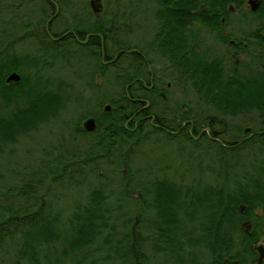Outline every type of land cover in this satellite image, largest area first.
Returning a JSON list of instances; mask_svg holds the SVG:
<instances>
[{
    "label": "rangeland",
    "instance_id": "374dc122",
    "mask_svg": "<svg viewBox=\"0 0 264 264\" xmlns=\"http://www.w3.org/2000/svg\"><path fill=\"white\" fill-rule=\"evenodd\" d=\"M19 1L0 0V63L4 64V62L11 60L12 53L21 54L23 62H26L23 67L25 73L23 76L25 75L27 78L28 84L34 85L37 88H44L46 92L51 93L52 96L48 97H51V102H54L56 105L51 109L53 110L52 114H45V117H40L41 119L33 127L25 131L14 132L5 143L0 142V220L6 218L9 213L11 214V211L18 209L32 211L43 203V210L37 222L32 223L33 227L30 223H26L22 226V229H15L12 237L0 238V264H14L15 258L13 259V256L17 252L18 245H23L26 238L33 240V236L42 230L38 228H44L43 225L53 235H58L59 241L51 244V246L45 244L40 246L39 255L37 256L42 261L41 264H91V260H97L98 264H105L103 263L105 261H103L102 256L106 252L103 250L96 251L95 249L108 236V229L107 231L105 229L103 233L98 235L94 243L90 246L86 245L83 250L76 254L69 253L70 255H66L63 251V243L69 237L66 232L71 231L70 219L73 216V211L77 206L83 205L84 201L88 200L90 189L101 184L110 193L109 196L112 197L109 205L113 206L115 203L118 205L117 209L119 210L110 215L109 222L115 225L119 238L131 233L134 225L136 228L133 230H135L139 238L144 237L145 239L151 233L158 232L159 229H157V222L155 217H153L152 211L146 216L143 215L141 212L143 209L142 207L139 208L140 206L138 205L141 200L139 199V203L136 202L137 200L131 201L124 194L122 188H120V182L116 178L117 174L115 170L121 171L123 176L122 182H124L126 179L124 177L128 175L130 167H132V173L135 176L136 170H139L138 177L147 186L152 187L159 184L158 186L161 187V190L167 191L170 196L175 198L181 197V193L188 195L191 201L190 203L185 202L182 205L183 208L179 211L178 215L182 217L185 210H187L191 218L187 220L186 229H194L195 222L193 218L195 216L198 219L201 211L207 206L202 199L210 196L209 185L215 179L214 174L204 173L203 170L204 168L206 169L205 165H210V169L218 171L217 148L207 146L205 151L196 152L188 144L167 140L162 133H157L158 136H154L156 135L154 134L151 140L144 138L139 141H135L136 137L133 139L123 137V139L112 138V142L109 143L107 140L109 138L106 137L103 147L101 146L96 152L94 149H90L88 143L80 144L78 140L82 138H79L78 129H81L82 122L86 118L87 113L92 112L98 117L99 127L97 126L96 132L93 133L97 139L104 137L102 128L107 123H113V129L121 126L120 124L130 125L129 122L131 121L124 118L122 110L107 111L105 108L103 109L108 103L117 106L118 99H124V96L120 97L116 94L120 85L121 87L125 86L124 81L122 78V80H115V75L118 71L115 70L114 66L110 67V72H112L114 80L117 82H113L114 85L105 88L104 92L102 90L92 92L95 85L101 86L104 81L105 74L101 75L100 78L96 76V73L101 69L99 62L100 53H97L96 60L93 56L88 59L82 54L75 53V48H72L71 52L65 53L61 52L59 48L50 46L46 40L44 44V40L42 39L44 36L38 27H42L41 23L46 24L48 22L49 29L54 33H58L61 30L62 23L60 17L63 15L58 16L60 14L58 13L57 17L55 16V18L53 17L49 21L48 19L54 12H52L53 10H48L46 11L47 14H43V16L41 14L39 18L32 19L31 17H37V12H39L42 4V0H33L32 2H24L21 10L27 17H24L22 21V19L14 17L19 12L17 9ZM129 1L103 0L105 4L104 12L98 14V16L101 15L99 19H94V10L90 6V0H75L78 4V11L79 13L81 12L83 19L79 26L83 30H86L90 26L92 27L93 23H106L111 13L113 16L116 14L117 17H122L120 21L119 19L118 21H114L113 17L111 19L113 27L117 24V39L127 44V48L135 46L136 48H143L142 38L144 36L141 34H146L148 29L147 32L142 29L141 33L138 25H146L147 28H150L153 26L152 19L150 15H147L148 17L143 15L142 19L140 18L141 15L137 14L134 20L135 32L132 30L130 33H126L124 24L125 22L126 24L129 23L127 14V8L130 5ZM133 1L136 0H132L131 2ZM39 21L41 22L40 25ZM192 26L194 28V36H192L193 46H198V42L204 37L205 31L202 25L198 23H194ZM113 36L110 47L111 51H113L112 54L115 55L119 47L113 41ZM186 37L191 38L190 35ZM197 46L193 47V53L194 49L202 52V47ZM180 53L182 52H167L168 56L172 59L177 58ZM183 54L185 55L184 52ZM34 57H37L38 61L33 64L36 60ZM153 58H159V55L153 56ZM93 62L96 64L94 65ZM72 64H75L73 72H76V74L71 72ZM160 64L161 61L157 59L154 67L156 69H163L164 67L160 66ZM79 68L80 70L77 71ZM184 69L183 78L185 83L183 84L174 80L172 81L169 76L165 78V81L170 80L172 82L168 90L169 100L166 103L172 107L175 118L180 117L181 113H185L180 120L184 118L185 125L192 121L196 124L194 125L195 130L199 131L204 129V127L207 131L212 128L221 130L222 126L225 125L228 128V132L221 133V138L228 142L231 140L238 141L251 132L260 129L264 130V115L257 117L253 114L223 115L220 112L217 113L218 105L224 104L225 101L219 97L216 99L209 92L208 94L207 92H199L196 89L198 88L197 84L192 77V65L189 64ZM258 69H260L259 66ZM91 70L92 76L89 79L91 87L88 86L86 88L81 86ZM165 70L169 72L168 69ZM15 71L18 70L15 69ZM173 74L178 79L181 76L180 73L177 75L173 72ZM3 81L6 85L16 84H7L4 77ZM71 83L72 86L69 85ZM68 85L69 87H67ZM102 92L103 94L107 92V94L104 95L103 99L97 100L95 96L100 94L102 96ZM90 93L94 94L91 99H89L88 95ZM79 99H82V101ZM15 105L16 103H12L11 106L5 108L3 101L0 99V113L9 114L14 110ZM126 105L124 113H133V106ZM159 109L160 107L157 106L155 111ZM212 117L218 120V122H214L208 126L209 121L207 119ZM185 119L187 120L185 121ZM132 121L131 127L138 123V119L136 118H133ZM175 121L168 120L167 122L173 124ZM248 126L250 127L249 131L246 130ZM175 128L177 129L176 126ZM254 139L258 140V137ZM255 145L258 147L257 149L262 148L258 144ZM251 151L255 152L253 149ZM107 152L111 153L112 158L109 159L104 155L101 159H98L100 160L98 162L97 154H105ZM245 152L240 151L233 157L236 160L242 161L246 166L250 165L251 162L256 165L254 161L257 160L255 158L256 155L254 154L253 157L250 152ZM255 153L257 154V152ZM127 158H131L130 167H126L122 161H125ZM200 164L204 165L203 169L200 168ZM63 167L70 168L69 170L75 173L78 179L75 181L68 178L54 179L55 174ZM125 167L126 171L124 173ZM76 169L77 171H74ZM28 181L33 183V185H28V188L30 191L34 190V193L28 192V195H23L16 190L18 186L26 184ZM134 191L132 196L139 197V190ZM199 200L200 205L194 206ZM257 211L258 214H261L259 209ZM257 219L263 222L264 215H259ZM10 226L13 228V225ZM22 230H25V232ZM145 252V256L149 257L148 261H150V264H155L162 259V254L160 252L155 253L152 248H145ZM21 264L38 263L23 261ZM118 264L122 263L119 262Z\"/></svg>",
    "mask_w": 264,
    "mask_h": 264
},
{
    "label": "trees",
    "instance_id": "16d2710c",
    "mask_svg": "<svg viewBox=\"0 0 264 264\" xmlns=\"http://www.w3.org/2000/svg\"><path fill=\"white\" fill-rule=\"evenodd\" d=\"M44 2L47 3L49 11L53 10L54 12L55 2L61 9L64 5L72 2V0H45ZM45 14H47V12H45ZM198 14L199 13L194 12L192 15L194 20L197 19ZM113 18L114 21H118V19L120 21L122 17H117L115 14ZM81 21H83V19ZM116 25L117 24H115L112 29L114 31L113 41L119 47L117 49V51H119L126 49L128 45L122 40L117 39ZM101 26H103V24L100 22L93 23L92 27L90 26L81 32L83 35L89 30L100 32ZM96 39V43H98L99 38L97 37ZM45 40L50 46L58 48V43H56L57 41H54L48 33H45ZM180 42L181 39L178 38V43L181 45ZM179 47L181 49L184 48V46ZM20 55L21 54L19 53H12L10 57L11 60H9L10 62H4V64L0 63V99L3 101L5 108L11 106L12 103H16L14 110L9 114L0 113L1 143H5L12 133L17 131H25L28 128L33 127L36 125L37 121L41 119L40 117H45V114H52L53 110L51 109L56 105L54 102H51L52 98L48 97L52 96L51 93L46 92L44 88L41 89L34 87V85L28 84L27 78L25 75L23 76V74H25L23 67L25 66L26 62H23L22 56ZM115 55L116 57L115 61H113V66L115 67V70L118 71V73L115 75V80L123 79L124 84H126L140 75V66L137 61L138 57H140L138 52L119 51L116 52ZM34 58L36 60L33 62V64L38 61L37 57ZM6 65H8L7 68H5ZM260 66H264V62H262ZM14 68L22 74V80L13 85L4 84L3 77H5ZM257 73L258 76L256 82L252 83V81L247 78V80L242 82H233L230 87L222 88V86L219 84L220 73L218 68L214 65L207 68L202 52L194 49L192 77L197 84L196 86L198 88L196 89L201 93L207 92L208 94L209 92L210 95H213V97H216V99L218 97L238 98L241 96H255L258 98L264 97V69H258ZM207 83H209L208 86ZM241 86L245 87L243 88ZM122 87L120 85L116 94L120 97L124 96V98L127 99V94L125 93L126 88ZM118 100L122 99L119 98ZM125 107H127L126 104L124 105V109H126ZM136 107L137 105L133 106L134 109ZM249 107H252V105L227 103L225 101L224 104L218 105L217 113L220 112L223 115H239L241 113L243 114L248 112L250 109ZM256 108L259 116H263L264 104H256ZM115 110L120 111L119 105H117V109ZM120 118L122 119V117ZM182 121H184V118L173 123V125L180 130L177 132V134H162H164L165 138L169 141H179L188 145L192 144L194 146H198L199 142L193 139L191 133L188 132L190 122H188L187 125H183ZM207 121H209L208 123L210 125L214 122H218V120L213 117L207 119ZM120 125L121 126L116 127V129L114 128L113 134L111 135L113 139H123V137L126 139H133L136 137L135 141H139L142 139L141 136L145 135L147 139L151 140V137L154 134H156L154 136H158L157 133H161L159 131L160 128L155 127L149 121L145 124H142V122L138 123V126L134 131L130 128L132 125ZM222 127L223 128L219 131L222 133L228 132V128L225 125ZM262 134L263 133L258 135V140H251L250 138H241L238 141L231 140L229 142L224 140L225 144L210 138V144L213 146L219 145L221 149L220 151L219 147L217 146V151L219 150L221 157L219 169L218 171L216 169H211V171L215 173L219 172L221 175L224 173L225 184L222 185L221 188V186L218 187L217 185L210 183V196H207L206 199H202L203 202L207 204V206L204 207L203 211H201V215L198 219H196L194 216L193 220L195 225L193 226L194 229L192 230L186 229L187 220H190L191 218L189 217V212L185 210L182 217L178 215L179 211L183 208L182 205H184L185 202L190 203L191 199L188 195L181 193V197L178 196L175 198L170 196L167 191L161 190V187L158 186L159 184L152 186L154 188L147 186L146 183L139 179V170H136V176L132 173L133 170L132 167H130L131 158H129L130 160L128 158L125 161L122 160L126 167H130L128 175L124 177L126 178L124 182H122L123 176L121 171L114 169L117 174L116 178L120 182V188H122L124 194H126V196H128L131 201H139L138 197L136 198L132 196L134 190L138 191L142 189L146 192V197H144L146 211H148V213L152 211L153 217H155L157 222V229H159L158 232H153L149 236L145 237L148 247L152 248L154 252H160L162 254L161 261H157L155 264H204V257L206 254L203 252L200 254L201 250H203L200 248V246H202V243L206 241V237L204 236V233H202V229H204L206 225H224L226 227V235H232L234 230H236V226H238L237 224H239V203L247 204L248 208H253L256 205H264V134ZM228 144L235 146L229 147ZM255 144L262 146L261 149L256 150L257 154L251 151V146L253 147ZM245 146H249V148H244ZM240 151L250 152L252 156L255 154V158L257 160L254 161L256 165L251 162L250 165L246 166V164L242 163V161L236 160V158L233 156L237 155V153ZM110 154L111 153L109 152L105 154L98 153L97 161L100 162L98 159H101L104 155H106V157L109 159L112 158ZM118 162L122 163L120 161ZM69 169L70 168L68 167H63L58 173L55 174L54 179L59 180L68 178L73 181L78 179L77 175L72 173V171ZM74 171H77V169ZM28 185H33V183L28 181L26 184L18 186L16 190L23 195H28V192L34 193V190L30 191ZM89 194L90 196L88 200L86 202L84 201L83 205L77 206L73 211V216L70 219L71 231L66 232L69 237L65 239V242L63 243L64 254L68 255L69 253L76 254L80 252L86 247V245L90 246L92 243H94L97 236L103 233L105 229L106 231L108 229V236L104 241H102L103 243L95 249L96 251L103 250L106 252V254L102 256L103 261H105L103 263L113 264L115 262L114 264H118L120 262L122 264H142L139 259L140 249L138 244L140 238L137 236L135 230L131 229V233L119 238L117 236L118 231H116L115 225L109 222L110 215L116 210H119L117 209L118 205H116V203L113 206L109 205L112 200V197L109 196L110 193L106 191L104 186L101 184L90 189ZM40 201H42V199H40ZM42 204L43 203H41L36 209L32 211L27 209H24V211L21 209L11 211V214L9 213L6 218L0 220V238L2 237V239H5L12 237L14 230L22 229V226L26 223H30V225L33 227L32 223L37 222L39 215L43 210ZM196 205H200V200L194 206ZM258 223L262 222L258 221L257 224ZM10 225H13V228ZM43 227L44 228H38L42 229L41 232L35 235L33 234V240L26 238L23 242V245H18L19 247L17 252L13 256V259L15 258L14 264H21L23 261L32 263L36 262L38 264L42 263L39 256H37L39 255L40 246L44 244L51 246V244H55L59 241L58 235H53V233H51L48 228H45L44 225ZM198 228L200 229L198 230ZM22 231L25 232V230ZM191 231H194V234ZM189 234L193 235L192 238L194 247H192V250L187 247L188 241L189 243L191 241ZM224 240H234V238L226 236ZM122 243L125 245L122 246ZM127 245L132 248V250H130L131 252L129 253L127 252L129 250L125 249ZM148 260L149 257L146 256L145 264H150V261ZM90 263L98 264L97 260H91Z\"/></svg>",
    "mask_w": 264,
    "mask_h": 264
},
{
    "label": "flooded vegetation",
    "instance_id": "af4514ba",
    "mask_svg": "<svg viewBox=\"0 0 264 264\" xmlns=\"http://www.w3.org/2000/svg\"><path fill=\"white\" fill-rule=\"evenodd\" d=\"M33 0H20L17 9L19 12L16 13L15 18H20L22 21L24 17H27L22 13L21 8L24 5V2H32ZM42 0L41 8L37 17H31L32 19L39 18V15H45V12L48 11V5ZM129 1V0H127ZM132 1V0H131ZM129 1V6L127 10L128 14V24L125 22V32L130 33L132 30L135 32L134 20L137 14H140L143 19V15L152 19V27L147 28L145 25H138L142 33V29L147 32L142 33L144 36L142 48L130 47L122 49L119 51L126 52H138L140 57H138V63L140 66V75L135 77L132 81L127 82L124 86L126 88L127 99L124 98L119 100L117 103L119 109L122 110V114L126 120H129L130 125H132L133 118L138 119V123L142 124L147 123L148 121L155 127L160 128L161 133H170L177 134L180 130L175 128V126L169 122L173 120H180L183 114L178 118H175L174 113L172 112V107L167 105L169 100L168 90L171 87L172 82L166 80L165 78L171 77L172 81L178 82L180 84L185 83L183 78L184 68L187 65L193 62V24L198 23L202 25L203 30L205 31L204 37L201 41L198 42L197 47H202V54L205 59V64L207 68L215 66L218 68L220 75L219 84L222 88L230 87L233 82H239L247 80V78L253 82H256L258 76V66L264 69V66H260L264 62V0H181V1H171V0H136L131 2ZM34 3V2H33ZM156 4V6H155ZM67 5L63 6L61 9L57 3H55V11L52 13L50 18L51 21L53 17L59 14L62 20L61 30L58 33L52 32L49 28V23H41L42 27H38L43 34L44 44H45V33H48L50 37L57 41L58 48L61 52H71L72 48H75V53L82 54L86 58L90 59L91 56L95 58L97 53L100 55V71L96 73L97 78H100L101 75L105 74L103 85H95L92 92L96 90L105 91V88H108L114 85L113 82L114 76L110 72V67H113L116 55H113L110 47L112 45V36L114 31L113 24L111 19L113 14L111 13L109 19L106 23H101L100 32L89 30L85 32L84 35L81 32L83 29L79 26L82 15L79 13L77 2H69ZM105 4L103 2V9L99 12H94V19H99L101 15L99 13L104 12ZM47 9V10H46ZM53 12V11H52ZM194 12L199 13L197 19L194 20ZM45 32V33H44ZM187 33V35H186ZM190 35L191 38L186 36ZM99 38L97 42L96 38ZM178 38L181 39V45L178 43ZM185 38V39H184ZM187 38V39H186ZM185 41V44H184ZM179 46H184L180 48ZM118 51V52H119ZM162 51V53H161ZM165 51V52H163ZM182 52L180 55L172 59L168 56L167 52ZM73 52V51H72ZM185 53V55L183 54ZM151 55V56H150ZM159 55V58H153ZM161 61L160 66H163L162 69H156L155 63ZM156 60V61H155ZM96 62V61H95ZM95 62L94 65L96 64ZM185 64V65H184ZM187 64V65H186ZM77 65V64H76ZM75 64L71 65V72H73ZM165 69H168L169 72H166ZM80 70L77 69V71ZM13 71V70H12ZM11 71V72H12ZM76 71V70H75ZM180 73L179 79L176 75ZM10 73V72H9ZM8 73V74H9ZM79 73V72H78ZM7 74V75H8ZM91 74V75H90ZM22 75V74H21ZM80 76V75H79ZM92 70L89 71L85 82L81 85L84 87H91L89 84V79H91ZM5 78V77H4ZM6 79V78H5ZM178 79V80H177ZM22 80V79H21ZM20 82V81H19ZM234 83V85H235ZM11 84V83H10ZM72 86V83L69 84ZM69 85L67 87H69ZM209 83H207V86ZM245 87V86H241ZM102 96L101 94L95 96V98L103 99L105 92ZM113 94V93H111ZM89 99L94 96L93 93L88 94ZM101 96V97H100ZM227 103H239V104H250L252 107H249V111L243 113V115L259 116L256 104H264V97H255V96H241V97H228L221 98ZM82 101V99H79ZM156 101V102H155ZM129 104L131 106L137 105L133 113H124V105ZM162 105V106H161ZM159 106L160 109L155 111V108ZM105 107V106H104ZM103 107V109H104ZM117 109V106L112 104L111 111ZM109 110V111H110ZM93 117L95 119V128L92 130L86 129L82 126L81 129H78L79 139L78 142L88 143L90 149L98 151L103 143H105V138L111 143L112 134H113V123H107L102 128V134L104 137L97 139L93 134L96 132V128L99 125L97 115L92 112L87 113L86 118ZM84 119V120H85ZM187 119H185L186 121ZM138 123L130 127L133 131L138 126ZM128 125V126H130ZM183 125L185 122L183 121ZM210 126V124H207ZM190 128L188 132L191 133L193 139L199 142L198 146H192L196 152L205 151V148L214 147L220 149L219 145H211L210 138L217 140L220 143L225 144V141L221 138L223 134L217 129H202L195 130L194 123L191 121ZM99 127V126H98ZM193 127V128H192ZM249 127V126H248ZM194 129V130H193ZM250 130V127H249ZM248 130V131H249ZM246 131V130H245ZM254 131V130H251ZM196 132V135H195ZM264 130H257L251 132L250 134L243 137V139L253 140L255 137L263 133ZM222 133V134H221ZM91 135V136H90ZM143 135V134H142ZM142 139H146L145 135L141 136ZM86 138V139H84ZM201 142V144H200ZM206 142L205 144H202ZM229 147L235 146L228 144ZM262 147V146H261ZM244 148H249L245 146ZM253 150L256 151L257 146H251ZM250 148V149H251ZM221 151V149H220ZM218 152V162L220 165V152ZM224 158V156H223ZM190 163V162H189ZM188 164V162H187ZM189 165V164H188ZM200 164V168L203 169L204 173L214 174V181L211 184L217 185L218 187L224 185L225 178L224 173L222 175L219 172H212L210 165ZM219 169V168H218ZM126 167L124 169V173ZM264 180V179H263ZM138 198L141 200L139 203V208L143 215H148L146 211L145 190H139ZM261 211V214H258L257 210ZM239 224L236 226L232 235H226V227L219 224L206 225L202 229V233L206 237V241L202 243V252L206 254L204 257V264H264V221L258 223V216L264 215V205H256L253 208H248L247 204L239 203ZM135 225L133 226V229ZM200 228H198L199 230ZM194 234V231H191ZM198 232V231H197ZM234 238V240L225 241L226 236ZM190 243L188 241L187 247L192 250L194 247L192 234H189ZM143 238H140L139 241V251H140V262L142 264L146 263L145 248H149L147 241ZM124 243H122V246ZM146 245V247H145ZM125 249H128V253L131 252L132 248L127 245ZM156 253V252H155Z\"/></svg>",
    "mask_w": 264,
    "mask_h": 264
},
{
    "label": "water",
    "instance_id": "95a60500",
    "mask_svg": "<svg viewBox=\"0 0 264 264\" xmlns=\"http://www.w3.org/2000/svg\"><path fill=\"white\" fill-rule=\"evenodd\" d=\"M90 6L92 8V10L99 12L103 9V0H90ZM5 82L7 84L10 83H18L19 81H21L22 77L20 75V73L18 71H12L10 72L6 77H5ZM112 107V104L108 103L105 105V109L107 111H109ZM95 119L93 117H89L87 119L84 120L83 122V127H85L86 129L92 130L95 128ZM246 130H249V127L246 128Z\"/></svg>",
    "mask_w": 264,
    "mask_h": 264
}]
</instances>
